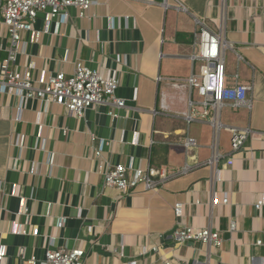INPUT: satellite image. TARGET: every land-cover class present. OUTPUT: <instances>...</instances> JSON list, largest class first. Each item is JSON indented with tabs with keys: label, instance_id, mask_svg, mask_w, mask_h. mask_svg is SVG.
Wrapping results in <instances>:
<instances>
[{
	"label": "crops",
	"instance_id": "crops-1",
	"mask_svg": "<svg viewBox=\"0 0 264 264\" xmlns=\"http://www.w3.org/2000/svg\"><path fill=\"white\" fill-rule=\"evenodd\" d=\"M98 1L83 18L72 9L62 28L40 13L41 40L22 45L19 64L32 65L40 85L59 70L73 74L79 61L116 73L125 100L113 107L118 117L108 104L82 118L57 104L46 112L37 99L22 105L2 91L0 77V264L34 257L45 264L54 248L84 249L85 264H264V206L256 208L264 194V0ZM203 28L222 34L228 85L238 76L249 88L247 103L224 102L207 117L204 97L188 85L206 70V61L191 58ZM9 37L0 23V61ZM232 129L250 132L237 152ZM99 149L103 161L132 168L191 169L157 189L121 194L104 185ZM215 194L229 202L213 204ZM60 216L67 218L62 229ZM18 225L39 234L18 233ZM181 225L211 227L224 243L176 245Z\"/></svg>",
	"mask_w": 264,
	"mask_h": 264
},
{
	"label": "built area",
	"instance_id": "built-area-1",
	"mask_svg": "<svg viewBox=\"0 0 264 264\" xmlns=\"http://www.w3.org/2000/svg\"><path fill=\"white\" fill-rule=\"evenodd\" d=\"M0 1V23L7 29L12 43L8 55L0 61L3 92L17 95L21 99L22 105L27 99H37L44 105L46 112L53 104L63 106L69 115L78 118L84 117L86 111L93 106L108 104L112 106L108 114L113 118L118 117L113 107L123 108L125 100L117 96L120 78L116 73L105 74L101 70L92 69L79 61L75 65L73 74L68 75L64 70H59L52 73L46 81H43V85H40L39 81L34 78L32 65L22 67L19 64L20 54L24 52L22 45L37 43L41 40L42 32L36 29L40 13H47L49 19L56 20L57 26L62 28L68 24L72 9L77 10L78 17H86L98 4V0ZM30 36H32L31 42L28 40ZM191 58L193 60L201 59L207 63L203 75H193L188 79L190 88L196 89L204 97L203 105L206 109L203 111V117L209 116L211 109L216 113L224 102H231L234 106L248 102L249 88L239 82L238 76L235 77L233 86L228 85L221 33L203 28L197 33ZM186 118L189 120L193 118L191 112L186 115ZM262 134L264 136V132ZM249 136V130L232 129L231 146L233 151L242 150ZM22 142L23 138L19 136L17 145L22 146ZM185 144L189 147L194 145L195 141L188 137ZM95 154L96 160L99 162L98 170L104 177V185L117 189L121 194H129L139 186L150 190L157 189L176 175H184L191 169V165L188 163L174 173L150 166L132 168L121 163L103 161L100 149ZM220 156L219 154L215 155L210 163ZM233 163L234 156H231L227 159L226 164L231 166ZM212 202L213 204H227L229 199L227 195L221 198L215 194ZM262 206H264V194L256 203V208ZM23 211L27 212V207H23L21 212ZM175 211L180 216L182 205L177 204ZM66 220L65 216L58 217L57 228L62 229ZM231 228L234 229L235 225L232 224ZM15 231L23 235L39 234L37 227L27 228L24 225H18ZM172 238L176 245L201 242L221 247L224 243L221 233L211 227L181 225L174 230ZM258 243L263 244L262 241H258ZM5 256L4 247H0V261H3ZM85 256L86 252L82 248H54L46 251L45 264H85ZM28 264H36V258L30 259Z\"/></svg>",
	"mask_w": 264,
	"mask_h": 264
},
{
	"label": "trees",
	"instance_id": "trees-1",
	"mask_svg": "<svg viewBox=\"0 0 264 264\" xmlns=\"http://www.w3.org/2000/svg\"><path fill=\"white\" fill-rule=\"evenodd\" d=\"M139 187H140V186H139ZM137 188H138V187H137ZM137 188H136V189H137Z\"/></svg>",
	"mask_w": 264,
	"mask_h": 264
}]
</instances>
